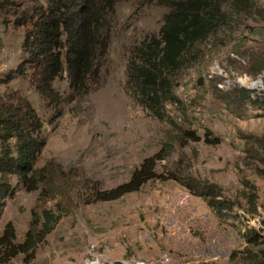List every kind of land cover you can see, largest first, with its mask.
I'll return each mask as SVG.
<instances>
[{"label":"rangeland","instance_id":"rangeland-1","mask_svg":"<svg viewBox=\"0 0 264 264\" xmlns=\"http://www.w3.org/2000/svg\"><path fill=\"white\" fill-rule=\"evenodd\" d=\"M219 1L228 12L226 23L197 47L195 59L173 74L180 102L164 105V120L144 109L126 88L132 50L145 36L156 34L162 23L165 8L156 0L117 2L99 82L90 84L85 95H70L65 74L52 83L62 97L54 109L28 78L0 83V93L8 87L18 89L44 123L46 145L36 167L52 162L63 170L79 169L106 189L128 180L144 157L169 144L171 153L158 160L157 170L163 171L185 154L194 176L215 182L222 195L235 202V216L219 220L203 199L173 180L154 179L119 199L80 204L73 215L60 218L30 262H23L20 254L9 264H81L96 258L105 264H250L262 246L247 237L253 230L260 240L264 236V178L257 171L262 164L245 162L242 135L261 134L264 115L249 101L227 106L213 95L210 80L221 78L217 82L221 91L235 84L256 96L262 89L261 76L253 78L242 71L239 62L246 60L239 52L261 47L264 21L253 14L235 13L229 0ZM255 2L264 6V0ZM12 20V15L0 14L1 77L23 55L24 27L13 25ZM182 129L195 130L200 140L181 146L176 137ZM206 129L211 138H219L218 143L204 141ZM241 172L258 188L256 213L249 212L239 195ZM10 181L16 186L15 194L6 200L0 232L12 221L21 240L38 192L17 185L15 174Z\"/></svg>","mask_w":264,"mask_h":264},{"label":"trees","instance_id":"trees-1","mask_svg":"<svg viewBox=\"0 0 264 264\" xmlns=\"http://www.w3.org/2000/svg\"><path fill=\"white\" fill-rule=\"evenodd\" d=\"M118 1L121 0H35L27 4L25 0H0V14L12 15L13 25L24 27L22 58L0 76V83L28 78L53 109L62 97L52 83L63 74L71 96L88 93L90 84L100 79ZM155 3L165 8L162 23L156 34L145 36L132 50L126 67V88L129 96L144 109L164 120V105L180 102L173 89V74L195 59L197 47L226 23L228 12L219 0H156ZM229 6L235 13L253 14L264 21V6L255 0H229ZM239 54L246 60L245 64L239 62V67L253 78L261 76L262 89L256 91L255 97L253 90L235 84L221 91L217 87L221 78L216 77L210 80L212 93L227 106L236 107L249 101L262 110L260 116L264 115V42L259 48H249ZM43 127L35 108L18 89L8 87L0 93V217L6 200L15 194L11 175L17 176V185L38 192L21 240L17 239L12 221L4 224L0 232V264H9L20 254L23 262H30L60 218L73 215L80 204L119 199L154 179L173 180L192 196L203 199L219 220L233 215L235 202L225 198L215 182L194 176L185 154L170 167L157 170L158 160L171 153L169 144L144 157L128 180L106 189L79 169L63 170L52 162L36 167L46 145ZM210 135L211 131L206 129L204 141L219 142L218 137ZM176 138L181 146L190 140H200L197 132L189 129H182ZM242 138L245 162L260 163L264 167V131L259 135H242ZM263 167L257 169L262 178ZM239 180L240 197L246 201L249 212L256 213V184L243 172ZM259 238L254 230L247 237V241L262 246L250 264H264V236Z\"/></svg>","mask_w":264,"mask_h":264},{"label":"built area","instance_id":"built-area-1","mask_svg":"<svg viewBox=\"0 0 264 264\" xmlns=\"http://www.w3.org/2000/svg\"><path fill=\"white\" fill-rule=\"evenodd\" d=\"M81 264H105V261L100 258H96V261H87V259H85Z\"/></svg>","mask_w":264,"mask_h":264},{"label":"bare ground","instance_id":"bare-ground-1","mask_svg":"<svg viewBox=\"0 0 264 264\" xmlns=\"http://www.w3.org/2000/svg\"><path fill=\"white\" fill-rule=\"evenodd\" d=\"M241 83H242V82H241ZM253 84H254V86H257V84H256L255 82H254ZM253 84H252V86H253ZM248 85H249V84H248Z\"/></svg>","mask_w":264,"mask_h":264}]
</instances>
